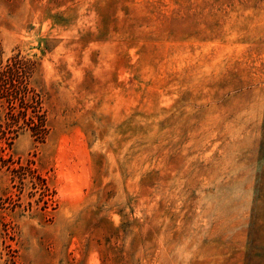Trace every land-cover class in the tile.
<instances>
[{
	"label": "rangeland",
	"instance_id": "1",
	"mask_svg": "<svg viewBox=\"0 0 264 264\" xmlns=\"http://www.w3.org/2000/svg\"><path fill=\"white\" fill-rule=\"evenodd\" d=\"M8 63L0 264H264V0H0Z\"/></svg>",
	"mask_w": 264,
	"mask_h": 264
},
{
	"label": "trees",
	"instance_id": "2",
	"mask_svg": "<svg viewBox=\"0 0 264 264\" xmlns=\"http://www.w3.org/2000/svg\"><path fill=\"white\" fill-rule=\"evenodd\" d=\"M12 67H13V64L8 63L6 67L3 69L2 73L0 74V99L1 100H4L5 98L4 96L7 94V92L10 91V86L12 84L10 82V79L12 76V70H11ZM13 86L15 87V89L18 90V94L22 92L23 89L20 90L18 86L16 85H13ZM29 93L30 92L27 89H25V91L22 92V98L24 100V103L22 104H25V107L21 108V110L18 113L24 116L23 124L26 127H28V129L36 133L42 127V124H43V120L41 116L38 114V112L40 111V107H39L40 99L35 93H32L31 95H29ZM23 100L21 99V101ZM33 104L34 106H31ZM28 107H32L33 111H31V115L27 116L26 112L24 113V111L27 110Z\"/></svg>",
	"mask_w": 264,
	"mask_h": 264
}]
</instances>
